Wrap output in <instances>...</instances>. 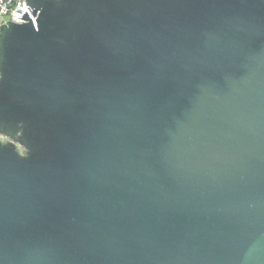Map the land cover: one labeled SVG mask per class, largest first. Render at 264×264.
I'll use <instances>...</instances> for the list:
<instances>
[{
  "label": "water",
  "instance_id": "water-1",
  "mask_svg": "<svg viewBox=\"0 0 264 264\" xmlns=\"http://www.w3.org/2000/svg\"><path fill=\"white\" fill-rule=\"evenodd\" d=\"M26 4L0 25V264H264V0Z\"/></svg>",
  "mask_w": 264,
  "mask_h": 264
},
{
  "label": "built area",
  "instance_id": "built-area-1",
  "mask_svg": "<svg viewBox=\"0 0 264 264\" xmlns=\"http://www.w3.org/2000/svg\"><path fill=\"white\" fill-rule=\"evenodd\" d=\"M25 11L35 25L36 15L32 13L26 0H0V25L8 20L15 23L25 22L26 20L21 18Z\"/></svg>",
  "mask_w": 264,
  "mask_h": 264
},
{
  "label": "flooded vegetation",
  "instance_id": "flooded-vegetation-1",
  "mask_svg": "<svg viewBox=\"0 0 264 264\" xmlns=\"http://www.w3.org/2000/svg\"><path fill=\"white\" fill-rule=\"evenodd\" d=\"M3 139V138H2Z\"/></svg>",
  "mask_w": 264,
  "mask_h": 264
}]
</instances>
